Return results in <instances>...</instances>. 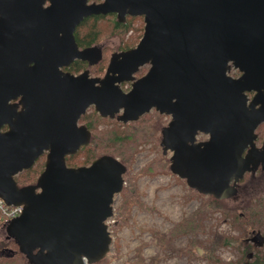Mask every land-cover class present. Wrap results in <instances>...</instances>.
I'll use <instances>...</instances> for the list:
<instances>
[{"label":"water","instance_id":"95a60500","mask_svg":"<svg viewBox=\"0 0 264 264\" xmlns=\"http://www.w3.org/2000/svg\"><path fill=\"white\" fill-rule=\"evenodd\" d=\"M44 1L36 11L19 4L47 35L29 37L32 26L11 22L16 0H0V197L24 206L2 227L30 264H93L110 252L107 220L127 166L111 154L80 166L66 159L91 142L79 122L91 106L124 123L153 109L169 115L161 146L171 171L204 195L232 198L247 172L264 171V0ZM109 13L143 16L139 42L113 52L103 77L64 71L75 59L102 60V46L81 48L74 30ZM45 153L36 182L20 186L15 176Z\"/></svg>","mask_w":264,"mask_h":264},{"label":"rangeland","instance_id":"374dc122","mask_svg":"<svg viewBox=\"0 0 264 264\" xmlns=\"http://www.w3.org/2000/svg\"><path fill=\"white\" fill-rule=\"evenodd\" d=\"M133 36L134 33L129 32L123 40L118 37L102 38L101 43L105 46L104 52L108 54V60L111 52L129 44L134 40ZM239 73V70L235 68L230 71V74L235 77ZM170 118V116L163 117V126L170 121ZM106 124H100V129L113 126ZM258 132L264 133V127L263 131L259 129ZM208 137L200 133L199 140H205ZM154 142L140 147L142 149L137 153L131 169L127 166L124 173V187H128L135 181L136 196L127 206L130 213L126 216L124 212H121V205L124 202L123 191L116 195L114 213L108 219L112 242L110 252L107 254L109 258L107 264H223L229 260H237L243 255L244 246L237 249L220 246L215 251L220 260L208 259L206 253L212 245L216 232L224 236H239L242 240L248 238L251 248L254 243L256 248L246 252L250 256L256 254L264 258V238L261 236L260 242L250 240L258 231L264 235V225L255 224L252 226L255 232L251 235L246 234V231L233 226L234 216L225 217L220 211L206 215L202 222L203 230L195 236L191 233L180 234L171 242L159 239V236L169 235L177 223L196 211L202 203L203 196L190 187L185 179L172 172L150 176L143 171L153 159L160 155L169 159V165L171 163V152L164 153L161 146V132L157 147H153ZM243 181L236 196L226 200L230 206L243 204L251 199L255 200L264 194V171L247 173ZM247 230L249 232L251 229ZM7 237L6 229L0 227V241ZM0 255L3 254L0 252Z\"/></svg>","mask_w":264,"mask_h":264},{"label":"trees","instance_id":"16d2710c","mask_svg":"<svg viewBox=\"0 0 264 264\" xmlns=\"http://www.w3.org/2000/svg\"><path fill=\"white\" fill-rule=\"evenodd\" d=\"M129 32L134 33V40L120 49L133 47L138 42L143 32L142 17L128 16L125 22H121L111 15L89 16L80 23L76 34L80 47L84 48L101 42L104 37H118L120 40H123ZM107 55L105 52L104 58L98 64L91 66V71L94 74L104 72L108 60ZM76 64L74 68L76 71H81L85 67H88V64L80 59L77 60ZM163 117L159 112L153 111L145 114L137 121L123 123L117 119L104 118L95 108L91 107L80 118V122L86 124L92 132L91 142L89 145L83 146L78 153L68 155V164L73 166L90 164L102 154H111L119 157L131 169L133 162L136 160L137 153L142 149L140 147L153 141H155L153 147L158 146L163 126ZM102 123L112 124L113 126L100 129V124ZM263 127L264 124L259 129L263 131ZM80 156H83V158H80ZM44 165L45 159L44 157H40L33 166L20 172L15 177L19 185L34 183L43 170ZM143 171L150 176L171 174L172 172L169 159H166L163 155L153 159ZM122 195L124 196V202L121 205V212H124L127 216L130 213L127 206L131 204L132 199L136 196L135 181L132 184L130 183L128 187L123 188ZM201 196H203L202 203L197 210L177 223L169 235L159 236L160 240L165 239L171 242L180 234L191 233L193 236L197 235L200 230H203L202 222L206 215L217 211L223 212L225 217L234 216L233 226L246 231V234L251 235L255 232L254 228H252L253 225H264V194L255 200L251 199L243 204L232 206L227 204L225 199L221 200L213 196ZM2 224L3 221L0 220V226ZM247 229L251 230L248 232ZM193 241L195 242V240ZM220 246H230L236 249L244 246V252L240 258L223 262V264H264V258H260L256 254L250 256L246 252L249 249L253 248L254 250L256 248L255 244L251 248L248 238L242 240L239 236H224L216 232L212 239V245L208 248L206 257L212 261L220 260L219 256L215 253L216 249ZM0 252L3 254L0 255V264H30L13 239L7 237L0 241ZM245 253L246 255H244ZM108 262L109 258L106 256L93 264H107Z\"/></svg>","mask_w":264,"mask_h":264},{"label":"flooded vegetation","instance_id":"af4514ba","mask_svg":"<svg viewBox=\"0 0 264 264\" xmlns=\"http://www.w3.org/2000/svg\"><path fill=\"white\" fill-rule=\"evenodd\" d=\"M24 2V3H26V4H29V5H34L30 10H35L36 11V9L38 8V5L40 4V2H41V0H16V2L18 3V5L21 3V2ZM103 0H89L88 2L89 3H91V2H97V3H100V2H102ZM52 4V2H51V0H45L43 3H42V8H44V9H46V8H48L50 5ZM17 5V8H13L12 9V12L14 13V14H16V16H13L12 18H11V22H12V24L15 26L16 25V23L18 22V21H21V27L22 28H24V29H27L28 27H30V26H32V28H33V31H32V33H27V36H29V37H38V36H47L46 35V33H43V32H40L39 31V28H40V26H39V24H38V18H36V17H29V16H26L25 15V13H27L26 11L27 10H24V8L23 7H21L20 5L18 6ZM93 15H104V14H93ZM93 15H90V16H93ZM114 16V17H116V19L117 20H119L118 19V15H117V13H109V14H106L105 16ZM128 16H131V17H140V16H133V15H128ZM128 16H127V18H128ZM89 17V16H88ZM86 18V17H85ZM84 18V19H85ZM83 19V20H84ZM40 20V19H39ZM31 22V23H30ZM51 22V21H50ZM123 22V21H122ZM80 25V24H79ZM79 25H77L76 26V29L74 30V36H75V38H76V41H77V34H76V32H77V28L79 27ZM21 32V31H20ZM20 32H19V34H18V37H20L21 36V34H20ZM12 33V32H11ZM58 34H62V32H59ZM78 42V41H77ZM22 43H24V42H22ZM94 45H99V46H102V48H103V50H104V48H105V46L103 45V43H101V42H99V43H96V44H94ZM126 48H124V49H117V50H115V51H121V50H125ZM114 51V52H115ZM112 53L113 52H111L110 53V55L109 56H111L112 55ZM109 59H110V57H109ZM77 60L78 59H75L73 62H71L69 65H67V66H64V67H62V69L64 70V71H70V72H72V73H74L75 75H77V74H79L80 72H82V71H84L85 69H87L88 67H89V69H90V74L92 75V76H100V77H103L104 75H105V73H106V71H107V67H108V64H109V60H108V62H107V64H106V67H105V70H104V72L103 73H101V74H94L92 71H91V66H94L95 64H93V65H90L89 64V62L88 61H84V60H82V61H84V62H86L87 64H88V67H85L84 69H82L81 71H76V70H74V68H75V66L77 65L76 63H77ZM98 64V63H97ZM148 68H149V65H145V66H143V67H141V69H140V71L139 72H137L136 74H135V76L136 77H140V76H142L144 73H146V71L148 70ZM240 72V71H239ZM241 74V72L239 73V75ZM238 75V76H239ZM125 87H126V91L127 90H129V88H130V86H131V82H126V83H124L123 84ZM249 95H253L254 94V92H249L248 93ZM21 98H22V95H19L17 98H16V100H12V102L13 103H19L20 102V100H21ZM264 124V123H263ZM263 124H261L260 125V127L263 125ZM259 127V128H260ZM259 128H258V130H257V132L259 131ZM7 129V126H4L3 127V130H6ZM258 134H259V137H258V140H257V145L258 146H261L262 145V142H263V138H264V133H261V132H258ZM258 141H261V143H258ZM42 157H44V159H45V157H46V153L45 154H43L42 155ZM259 170H261V171H263L262 169H261V167L257 170V171H259ZM256 171V172H257ZM248 173H252V172H248ZM247 174V173H246ZM246 176V175H245ZM244 179H242L239 183H238V185H237V190L239 191V186H241V184L244 182L243 181ZM23 185H26V184H23ZM238 191H237V193H238ZM236 193V194H237ZM236 196V195H235ZM234 196V197H235Z\"/></svg>","mask_w":264,"mask_h":264},{"label":"built area","instance_id":"2783aa9c","mask_svg":"<svg viewBox=\"0 0 264 264\" xmlns=\"http://www.w3.org/2000/svg\"><path fill=\"white\" fill-rule=\"evenodd\" d=\"M21 205H8L0 198V220H9L21 214Z\"/></svg>","mask_w":264,"mask_h":264}]
</instances>
